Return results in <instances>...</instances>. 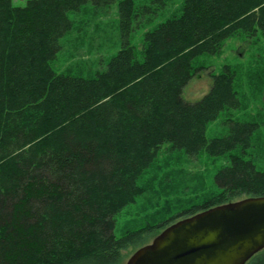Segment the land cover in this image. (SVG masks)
Here are the masks:
<instances>
[{
    "label": "trees",
    "instance_id": "trees-1",
    "mask_svg": "<svg viewBox=\"0 0 264 264\" xmlns=\"http://www.w3.org/2000/svg\"><path fill=\"white\" fill-rule=\"evenodd\" d=\"M113 1L0 0V264H121L147 231L174 222L115 235L162 154L227 161L214 177L218 194L183 218L264 196V116L227 117L226 136L206 137L211 122L240 106L235 72L211 73V90L196 103L182 98L202 69L196 59L218 55L231 38L264 36V0H183L145 31L140 48L133 32L169 0H122V48L105 69L88 77L55 71L70 14ZM247 264H264V250Z\"/></svg>",
    "mask_w": 264,
    "mask_h": 264
},
{
    "label": "rangeland",
    "instance_id": "rangeland-1",
    "mask_svg": "<svg viewBox=\"0 0 264 264\" xmlns=\"http://www.w3.org/2000/svg\"><path fill=\"white\" fill-rule=\"evenodd\" d=\"M28 1L30 0H13V4L24 7ZM121 1L114 0L102 10L88 4L70 14L73 29L61 41L62 50L52 63L55 71L88 77L105 69L107 62L122 48L123 34L119 16ZM135 2L137 5H144L148 0ZM182 4L183 0H169L152 24L133 32L131 44L140 48L145 31L179 12ZM193 66L202 69L183 88L182 98L186 103H196L210 92L211 73L219 74L227 66L235 72L236 77L234 84L240 106L238 109L222 112L218 119L211 122L206 129L207 139L221 138L229 133L230 126L225 121L227 117L244 123L258 121L261 115L264 116L263 35L231 38L225 42L218 55L201 56ZM262 133L263 131L261 138ZM226 164L225 158H213L206 152L197 157L181 153L162 154L141 178L142 195L118 216L116 237L121 238L129 231L152 227L165 220L173 219L171 222L175 223L184 219L181 213L203 205L218 194L214 177ZM156 233L161 232L147 231L143 246L151 244L158 235ZM139 248L124 250L121 264H127Z\"/></svg>",
    "mask_w": 264,
    "mask_h": 264
},
{
    "label": "water",
    "instance_id": "water-1",
    "mask_svg": "<svg viewBox=\"0 0 264 264\" xmlns=\"http://www.w3.org/2000/svg\"><path fill=\"white\" fill-rule=\"evenodd\" d=\"M264 250V196L212 207L179 220L127 264H247Z\"/></svg>",
    "mask_w": 264,
    "mask_h": 264
}]
</instances>
